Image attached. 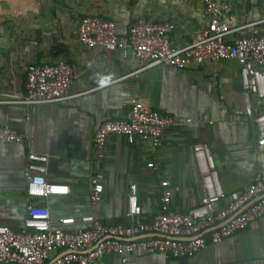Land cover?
Returning a JSON list of instances; mask_svg holds the SVG:
<instances>
[{
	"label": "crops",
	"instance_id": "obj_1",
	"mask_svg": "<svg viewBox=\"0 0 264 264\" xmlns=\"http://www.w3.org/2000/svg\"><path fill=\"white\" fill-rule=\"evenodd\" d=\"M206 0H0V124L22 134L20 144L0 141V224L19 229L30 199L25 193L24 165L29 152L47 154L46 178L65 183L69 193L44 201L53 220L91 214L106 224L128 223L125 216L130 183L137 185L139 220L158 219L163 212V181L169 183L170 206L185 210L200 202L204 189L193 145L206 143L226 198L244 190L264 168V144L246 115L249 105L264 112V98L244 88L234 59L206 60L173 68L144 67L129 48L87 47L76 31L85 15L112 19L125 37L138 18L172 21V41L184 45L195 29L205 27ZM222 1V0H214ZM231 6L233 35H264V0H224ZM67 61L75 74L64 102L26 107L16 102L25 94L26 73L32 66ZM91 64V66H89ZM113 74L107 88L99 75ZM137 96L150 108L172 117L161 143H132L109 134L101 156L93 136L107 120L126 117L129 100ZM153 163L149 167L148 163ZM103 176L102 198L89 199L92 177ZM36 201V200H35ZM58 225V224H57ZM65 229L72 225L63 226ZM57 256L50 254V259ZM158 253L131 254L126 262L115 253L95 264H173ZM182 264H264V217L216 244L179 260Z\"/></svg>",
	"mask_w": 264,
	"mask_h": 264
},
{
	"label": "built area",
	"instance_id": "obj_2",
	"mask_svg": "<svg viewBox=\"0 0 264 264\" xmlns=\"http://www.w3.org/2000/svg\"><path fill=\"white\" fill-rule=\"evenodd\" d=\"M205 11L207 25L195 29L191 41L184 45L172 41L175 30L172 21L146 18L132 22L121 38L112 19L85 15L79 20L76 38L87 47L129 48L144 62L143 68L158 64L184 68L206 60L234 59L240 66L244 88L264 98V35H233L241 27H231L233 16L227 1L206 0ZM74 78L71 65L64 59L32 66L26 73L25 94L16 102L26 107L64 102L70 97L67 90ZM245 113L256 126L259 143L264 144V112L256 113L247 105ZM171 121V116L132 96L125 118L99 125L92 141L94 152L101 156L109 134L122 136L129 143L135 138L149 140L157 148L165 126ZM0 141L20 144L23 138L18 130L0 124ZM193 151L204 189L199 203L185 210H173L169 183L163 181L161 216L141 221L138 188L130 183L125 210L129 221L115 224L103 223L91 214L53 220L44 201L51 196L68 194L69 186L46 178L47 154L29 152L24 171L25 193L30 201L19 229L0 224V264H95L108 253L118 254L122 262L131 254L158 253L175 260L173 264H182L179 260L183 257L198 253L207 244L219 243L264 217V168L256 171L244 190L227 195V205L216 212L215 205L226 194L213 159L206 143H195ZM148 166L153 163L149 162ZM102 178L100 172L92 177L89 199L93 204L102 198ZM65 225L73 228L65 229ZM52 252L57 253L54 259H50Z\"/></svg>",
	"mask_w": 264,
	"mask_h": 264
},
{
	"label": "clouds",
	"instance_id": "obj_3",
	"mask_svg": "<svg viewBox=\"0 0 264 264\" xmlns=\"http://www.w3.org/2000/svg\"><path fill=\"white\" fill-rule=\"evenodd\" d=\"M91 66V64L89 65ZM113 82V74L105 73L103 75H99L96 84L99 88H107Z\"/></svg>",
	"mask_w": 264,
	"mask_h": 264
},
{
	"label": "water",
	"instance_id": "obj_4",
	"mask_svg": "<svg viewBox=\"0 0 264 264\" xmlns=\"http://www.w3.org/2000/svg\"><path fill=\"white\" fill-rule=\"evenodd\" d=\"M248 205V204H247ZM139 237H142V236H139Z\"/></svg>",
	"mask_w": 264,
	"mask_h": 264
}]
</instances>
